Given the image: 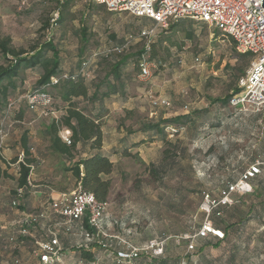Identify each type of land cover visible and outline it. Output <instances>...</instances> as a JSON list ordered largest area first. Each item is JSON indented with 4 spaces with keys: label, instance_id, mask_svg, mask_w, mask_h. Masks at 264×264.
Wrapping results in <instances>:
<instances>
[{
    "label": "rangeland",
    "instance_id": "obj_1",
    "mask_svg": "<svg viewBox=\"0 0 264 264\" xmlns=\"http://www.w3.org/2000/svg\"><path fill=\"white\" fill-rule=\"evenodd\" d=\"M57 11L58 5L52 0H0V38L9 37L13 48L30 52L51 35L61 55L63 72L75 71L81 60L90 59L85 75L88 81L95 78L99 82L113 60L127 58L121 70L124 94L109 101L132 107L130 115H126V110L120 112L125 117L124 125L131 129H138L145 120L157 121L175 115L191 117L192 120L182 124L178 131L175 132L174 126L165 130L167 139L178 148L173 149L163 172L154 176L139 162L125 160L119 167L122 172L113 179L107 200L112 212L116 216L125 215L128 226L136 229L134 240L138 242L190 232L204 220L203 214L207 215L208 207L202 194L217 199L227 182H237L249 164L261 161L259 153L264 154V111L254 112L249 107L239 111L212 102L230 94L235 86L237 61L233 42L221 34L215 37L213 27L194 19L170 22L189 24L193 35L187 39L183 31H166L168 27L161 29L148 18L110 12L103 6L90 4L89 0H72L64 24L43 30L45 24H51L50 19ZM82 27L86 29L89 42L80 56ZM150 30L155 51V57L150 58L156 62V67L147 81H141L134 61L148 42L141 32ZM167 38L169 40L160 46L158 40ZM123 44L119 56L102 58ZM3 62L0 55V64ZM39 76L40 71L35 69L21 73L22 83L18 81V89L10 97L11 105L16 104L12 111L23 109L29 114L37 111L46 119L56 117L60 100L44 104L36 96ZM31 99L35 101L33 109L29 104ZM160 100H167L170 105L152 104ZM1 123L0 137L4 138L12 129L8 119L2 118ZM250 193L252 191L232 196ZM174 242L187 246L185 240ZM194 252L195 249L191 250L189 259L182 260V264H197L199 258ZM213 254L217 264H264V235L227 241ZM12 256L15 259L11 264L20 263L17 251ZM0 263L10 264L2 256Z\"/></svg>",
    "mask_w": 264,
    "mask_h": 264
},
{
    "label": "crops",
    "instance_id": "obj_2",
    "mask_svg": "<svg viewBox=\"0 0 264 264\" xmlns=\"http://www.w3.org/2000/svg\"><path fill=\"white\" fill-rule=\"evenodd\" d=\"M114 97L121 96L115 94L94 105L87 104L82 99L76 100L79 106L80 104L88 105V112L91 116L101 115L102 146L100 150H92L89 143L77 142L69 155L51 150L50 140L46 135V128L51 120L60 118L65 113L66 103L60 101L61 105L57 116L49 119L42 118L37 111L29 114L28 111L17 109V112L22 114L20 117H14V114L10 113L8 123L12 130L4 138L0 137V256L6 263H12L15 259L12 254L17 251L20 262L17 264H41L38 258L37 244L48 240V230L55 229V224L63 221L62 218L51 212V202L61 194L72 193L81 187L80 181L69 170L74 163L96 153L107 157L114 165L111 175L112 185L113 179L122 172L119 167L125 160L139 162L147 168L148 172L151 168L159 169L164 164V162L162 163V140L152 131H144L142 127L166 118L162 117L157 121H141L138 129H131L124 125L125 117L120 112L121 110L130 111L132 107L109 101ZM15 108L16 104L13 109ZM167 128L172 127L168 126ZM62 133H66L70 138L71 133L67 128L61 127L59 136ZM23 139H25V147L28 151L27 158L31 160L32 165L26 187L20 188L18 186L20 164L25 158ZM61 141L66 144L62 139ZM152 151L155 152L152 153ZM259 154L261 161L264 162V154ZM154 156L157 157L154 158ZM157 163L158 166H156ZM261 170L257 181L250 182L252 193L244 196L233 195L234 203L222 208L220 230L218 228L216 230H226L228 236L221 240L211 236L196 240L194 254L196 258H199L197 264H217L213 253L227 241L234 242L241 236L264 235V167ZM80 175H82L81 167ZM18 190H21L22 194L17 199L16 192ZM14 201L18 203L13 205ZM35 212H45L47 217L34 226L28 236L21 237L17 244L11 242L10 238L16 236L21 220L25 215ZM128 224L125 215L116 216L107 201V208L102 219V225L106 232L122 236L138 248H144L152 240L160 238L156 236L145 242H138L136 239L134 240V236L137 234L136 229L129 227ZM86 229L87 220L85 217L75 223L69 232H66L64 228L60 229L58 231L60 245L58 261L48 264H143L145 262L182 264V260L186 259L187 261L188 254H191L186 250V245L184 247L182 244L175 245L174 241L168 239L164 243L163 254L156 258L150 257L148 252H141L139 258L133 263H119L113 252L102 250L96 243H91L84 248L90 253L92 259H82L78 248L86 243L84 238ZM114 230L117 232H113Z\"/></svg>",
    "mask_w": 264,
    "mask_h": 264
},
{
    "label": "built area",
    "instance_id": "obj_3",
    "mask_svg": "<svg viewBox=\"0 0 264 264\" xmlns=\"http://www.w3.org/2000/svg\"><path fill=\"white\" fill-rule=\"evenodd\" d=\"M96 4L103 5L110 12L128 13L139 18H148L161 29H166L170 22L185 18L194 19L205 23L209 27L217 29L220 34L230 39L238 53H249L251 61L244 75L238 80L239 92L229 100L230 107L245 111L246 107L254 112L264 111V8L262 0H91ZM58 14L55 13L51 22L55 25ZM153 31H142V37L152 38ZM148 42L146 49H148ZM114 52L120 53L122 48L115 47ZM198 59H196L197 61ZM156 67V62L142 54L138 60V78L147 81L151 76V70ZM66 78L65 75L61 76ZM58 79L52 82L57 83ZM35 96V95H34ZM43 103H50L51 99L46 94H38ZM35 99V98H34ZM34 99L29 102L30 108H34ZM154 106L170 105L167 100L152 101ZM61 139L70 144V138L66 133L60 135ZM264 162L255 161L241 174L237 182L226 185L220 190L218 199L204 196L207 205L205 212L220 205H230L233 193L245 194L252 191L250 180L258 175ZM21 190L16 192L17 199L21 197ZM18 201V200H17ZM12 204L16 205L18 202ZM107 208V202L98 201L90 192L78 187L68 194H61L51 202V212L62 218L55 224V229L48 230L49 239L37 244L38 258L41 264L58 261L60 245L58 231L62 228L66 232L71 231L73 225L84 217L87 220L90 233L85 232V244L79 247H87L88 244L96 243L99 248L111 251L117 261L133 263L139 258L141 252L149 253L150 257H158L163 254L164 243L168 239L176 242L187 241V250L194 249L195 242L199 238H205L209 234L217 238H223V233L214 229L210 221L205 220L201 227L194 233L183 236H169L152 240L146 247L138 248L122 236L105 231L102 225L103 215ZM219 215V213H217ZM45 212H35L25 215L19 223L16 236L11 237V242H16L21 237L30 234V230L45 219ZM17 263V261H16ZM144 264H152L145 262Z\"/></svg>",
    "mask_w": 264,
    "mask_h": 264
},
{
    "label": "trees",
    "instance_id": "obj_4",
    "mask_svg": "<svg viewBox=\"0 0 264 264\" xmlns=\"http://www.w3.org/2000/svg\"><path fill=\"white\" fill-rule=\"evenodd\" d=\"M45 2L48 0H44ZM51 1V0H50ZM55 1L58 5V14L55 20V26L63 25L66 20V11L70 7L72 0H52ZM90 4H96L93 1L89 0ZM97 6H103L100 4H96ZM104 7V6H103ZM106 9V8H105ZM53 18V17H52ZM51 18V19H52ZM50 19V22H51ZM202 23V22H200ZM206 25L205 23H202ZM54 25L45 24L43 30L52 29ZM190 25L183 23V21H179L174 24H170L166 31L170 32H185L187 39L192 38L193 31L190 29ZM214 36L218 37L220 32L217 29L213 30ZM81 47L79 49V55L82 56L85 51V46L88 44V35L86 33V29L82 27L79 31ZM169 39H159L158 43L160 46L163 42L168 41ZM173 44V42H172ZM174 45V44H173ZM119 48H124V44L120 46H116ZM154 42L150 40L148 42V49H146V44L141 48V50L137 53V58L134 61L135 68L138 70V60L142 54H146L149 59L150 57H155V51L153 50ZM180 47V46H179ZM233 52L234 57L237 61V64L234 66L235 69V86L231 89V93L223 97L222 99H213L212 102H218L221 106H230L229 100L239 92L238 88V80L244 75L245 70L247 69L250 61L251 55L249 53H238L235 50V46L233 43ZM120 53L113 52L110 55L101 56L105 58L107 56L112 55H120ZM0 55L2 56L4 62L0 64V132L2 129V118L7 120L12 112L14 117H20L22 114L20 112L12 111L13 104L10 103V97L17 91L18 89V81L19 84L22 83L20 78L21 73L25 69H35L40 71V76L36 81L37 94H46L50 97L51 101L55 99L60 100L62 103H66L65 113L60 116V118L53 119L49 123L46 128V135L50 140V149L54 151H58L65 155H69L70 152L74 149L75 144L77 142H87L89 143V147L92 150H100L102 146V117L91 116L88 112L89 107L87 104L94 105L97 102H102L105 98H109L112 95L122 96L124 94V83L121 78V70L123 66L127 62V58H122L119 60H113L109 64V69L106 75L102 80L96 82L97 79L87 80L85 78L86 70H88L90 64V59L81 60L78 68L75 71L65 73L62 69L61 64V55L59 50L57 49L56 44L53 42L51 35H47L46 40L37 46L31 48L30 52L24 51L23 49H15L10 44V38H0ZM160 66V65H159ZM94 71V70H93ZM65 75L66 78L62 79L61 76ZM53 79H58L57 83L52 82ZM104 88V89H103ZM52 91L55 92L52 95ZM77 99H82L86 101L87 104H83L79 106ZM15 105V104H14ZM126 115H130L129 111H125ZM192 119L188 115H177L171 118L161 119L156 123H149L143 125L142 129L144 131H152L156 136H158L163 142L162 149V164L159 169H150L152 175H158L159 172H163L165 169V163L171 158L172 151L177 146L171 144V142L167 139L166 128L174 126L175 132L178 131L183 125L190 122ZM61 127L67 128L70 135V145H66L62 143L59 131ZM24 145V155L25 158L23 163L20 164V176L18 179V186L20 188L26 187L27 178L30 173L31 160L27 158L28 151L25 147V139L22 141ZM263 162V161H262ZM172 164V163H171ZM80 167L82 170V175H80ZM73 173V175L80 181V186L84 191L90 192L94 195V197L100 202H107L108 196L110 194L112 188V173L114 170V165L110 160L102 156L98 153L87 157L79 162H76L69 169ZM245 170L242 171V173ZM262 170L258 175H256L249 182L257 181L258 176L261 174ZM5 176V174H3ZM241 176V175H240ZM231 184L227 182L226 185ZM225 185V186H226ZM224 186V187H225ZM223 187V188H224ZM234 194V193H233ZM209 194H202V198L204 200V196ZM213 199L212 197H210ZM219 198V196H218ZM217 198V199H218ZM231 200L232 195H231ZM230 205H220L217 206L206 215L203 214L202 217H205L204 220L197 225V227H193L190 232L171 235V236H180L188 233H194L197 229L201 227L205 220H209L214 229H219L220 223V214L223 207H227ZM219 213V215L217 214ZM220 230V229H219ZM223 230V229H222ZM221 230V231H222ZM220 231V232H221ZM86 232L90 233V230L87 229ZM223 238L225 239L228 236V232L226 230L222 231ZM213 237L216 239V236L209 234L207 237ZM169 237L167 235H163L160 237L161 239ZM199 238V239H206ZM21 238L17 239L15 244L20 241ZM219 239V240H221ZM171 240H173L171 238ZM174 241V240H173ZM196 249V246H194ZM193 249V250H194ZM79 254L82 259L91 260L92 257L89 252L85 251L84 247H79ZM187 250V246H186ZM188 251V250H187ZM191 252V251H188ZM141 264V263H140ZM144 264V263H143Z\"/></svg>",
    "mask_w": 264,
    "mask_h": 264
},
{
    "label": "water",
    "instance_id": "obj_5",
    "mask_svg": "<svg viewBox=\"0 0 264 264\" xmlns=\"http://www.w3.org/2000/svg\"><path fill=\"white\" fill-rule=\"evenodd\" d=\"M258 1V0H257ZM263 1V4H262V7L264 8V0H262Z\"/></svg>",
    "mask_w": 264,
    "mask_h": 264
}]
</instances>
